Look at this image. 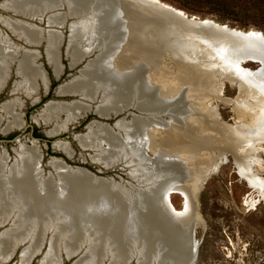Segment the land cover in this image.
Here are the masks:
<instances>
[{
	"label": "bare ground",
	"instance_id": "6f19581e",
	"mask_svg": "<svg viewBox=\"0 0 264 264\" xmlns=\"http://www.w3.org/2000/svg\"><path fill=\"white\" fill-rule=\"evenodd\" d=\"M40 1L0 3V10L6 13L0 16V22L8 31L0 30V87L7 84L13 70L26 79L28 87H33L37 78L44 79L35 66L38 61L34 62L39 54L37 48L43 45L56 73L61 72L62 30L70 22L66 24V17L73 19L68 25L71 38L67 53L71 67L86 62L80 69L85 74L61 85L60 91L82 96L78 101L54 102L52 115L45 119L51 121L49 117L61 112L66 119L81 117L88 112V103L100 95L108 100L103 110L93 109L101 117L135 109L138 112L131 113L130 121L140 119L129 125L118 124L125 131L124 137L113 127L103 128L102 123L94 122L90 135L83 136L82 142L93 149L94 162L104 170L120 167L110 163L115 164L122 152L131 156L136 153L133 157L144 160V165L140 163L137 169L142 175L134 173V184L123 180L118 184L124 187L118 189L112 187L115 180L55 158L51 159L53 169L42 170L43 154L35 146L23 145L12 163L0 152V263L6 264L19 251L16 264H27L36 254L41 256L40 264H64L67 255L72 256V264H193L197 251L195 231L204 223L199 212V192L215 168L213 160L217 156L231 151L241 173L264 199V180L252 164L251 152L257 140L251 138L253 128L227 125L219 119L217 107L208 101L210 95L221 97L218 76L222 75L252 99L246 105L241 97L244 103L237 112L243 122L257 108H264V35L190 18L158 0H112V8L86 11L93 18L85 10L71 9L76 13L68 17L69 11H63L66 7L52 9L38 4ZM40 26L53 28L48 42L51 46L47 47V32ZM168 55L178 66L175 73L163 67ZM248 61L260 63L252 69L245 65ZM91 62L90 71L83 70ZM155 70L160 71L158 81L150 77ZM131 78L139 85L143 99L157 96L154 101H158L159 109L170 111L150 121L143 115L156 106L148 100L137 103V107L112 105L117 98L131 104ZM40 87L48 88L39 83L36 92ZM19 89L13 94H18ZM150 89L158 93L148 96ZM30 96L34 101L39 99L36 93ZM16 105L13 97L1 109L0 121L8 117L3 133L22 122ZM77 120L76 117L69 124ZM256 128L261 129L259 124ZM133 138L143 144L132 142ZM146 150L154 153V159ZM129 189L134 192L128 193ZM173 193L184 197V209L174 207ZM92 233L97 244L91 241ZM75 247L77 252L73 253ZM87 250L90 252L86 254Z\"/></svg>",
	"mask_w": 264,
	"mask_h": 264
},
{
	"label": "rangeland",
	"instance_id": "374dc122",
	"mask_svg": "<svg viewBox=\"0 0 264 264\" xmlns=\"http://www.w3.org/2000/svg\"><path fill=\"white\" fill-rule=\"evenodd\" d=\"M2 1L3 0H0V3ZM158 1L182 11L190 18L212 20L215 23L230 28H236L243 31L255 30L264 35V0ZM4 14L6 15V13L0 10V16L2 17ZM2 23L4 22L2 21ZM43 27L41 28L44 32H47L48 47L51 46L48 42L51 40L49 34H51L50 31L53 30V28L51 26ZM0 30H5L8 33L7 29L1 25V22ZM62 31L60 62L63 70L61 72H58V74L56 73L55 66L48 60L45 54V46L43 45L41 48L40 46L37 48V50H39V54L37 55L39 56L37 57L36 55L34 62L38 61L35 63V66L39 69V74H44V79L41 77L37 78L38 81H33L35 88L34 86H30V89V87L27 86L29 83L26 82V79L16 74L15 70H13L12 75H10L7 84L4 85L2 83L4 86L0 87V116H2L3 111L1 109L3 108V105L14 97V99L16 98L17 104L15 110L22 116V122L6 133H3L2 129L5 128L4 126L8 121V117L3 118L4 121H0V152L4 153L8 158V161L12 163L15 161L16 157L18 158V150L23 145L27 147L35 146L37 147L38 152L43 154V157L41 156L42 159L40 165L42 170L46 172L50 171L51 168L53 169L51 162L53 161V158H55V161L57 162L65 161L71 166L86 168L95 175L115 180L116 184L114 183L112 187H117L118 189H121L120 186L124 187L123 184H118L123 180H126L127 182L131 181L134 184L135 181L133 178H135L138 173L139 175H142L137 169L141 166L140 163H143L144 160L137 157V155L136 157H133L136 153L131 156L129 153L122 152L118 155L119 158L118 161H115V164L110 163L114 166L120 165V167L115 166L111 169L104 170L98 163L94 162L92 157L95 152L91 147L84 146L82 138H84L83 136L86 138L90 135L89 130L94 122L102 123L100 126L103 128L105 125H109L124 137L125 131L120 129L118 124L129 125L130 123L136 122V120L140 119L139 117L132 121H130V119L133 117L131 113H137V110L130 108V111L123 112L117 116L101 117L96 114L93 109L103 110L102 108L106 106L108 100H103V95H100L97 99L94 98L92 103H88L90 104L86 107V111L88 112L82 111V113H85L81 117H79L80 115H77L71 118H74L75 120L77 117L78 120L74 123L69 124L74 120L71 121L70 118L66 119V115L62 112L59 113L60 115L57 114L54 117H49L51 121L45 119L47 115H52L51 106L54 102H59L60 104L64 101H78L79 97L82 95L79 94L78 96V94L73 92L68 93L66 91H60V86L68 83L69 80L74 77H76L74 78V80H76L80 75L85 74L83 70L90 71L93 63H89L86 66V69H83V72L81 73L80 69H82L86 62L78 63L74 67H71V61L67 54L69 35L68 26ZM1 38L5 39V37ZM58 43L59 41L56 43L57 45L55 44L54 46L57 47ZM52 55L53 54H50V56ZM22 56L23 54H21V57ZM72 59H75L74 55L72 56ZM128 60V62H132L130 56ZM163 63V67L167 72H177L178 66H174L173 60L169 55L165 57ZM245 65L255 69L259 66V63L248 61ZM15 67L17 69L18 65H15ZM57 68L58 67H56V69ZM159 73V70H155V73L150 77L158 81V79L161 78ZM218 78L221 82L222 88L221 97L210 95L208 101L217 107L220 117L219 119L224 121L227 125L231 127L244 126L242 129H247L249 126L253 128L254 131L251 132V138L257 140H255V149L251 152V157L253 158L252 161H254L252 164L255 172L258 173L260 177L262 176L261 178L264 180V128L262 129V126L264 127V108H257L255 112L251 113V118L249 117L246 123L243 122L239 117L238 112L242 109L241 105L244 101V104L247 105L252 99L246 96L242 90H238L240 89V86L234 81L232 82L222 75H219ZM95 81H97V79ZM39 83L48 86L47 90L40 87L39 92H36ZM130 83L133 84L131 104H125V101L122 103V101H120L121 99L117 98L112 105L121 103L122 107H137V103L140 102L141 104L143 100H145L142 98V93L138 90L139 85L134 83V79L131 78ZM16 86L20 88L18 92L19 95L17 93L13 94L14 92H17L15 89H18V87ZM158 88L160 90V87ZM34 93L38 95V101H34V99L31 98L30 95ZM151 93L155 95L158 92L153 89L147 91L148 96ZM151 98L152 97L148 99L146 98V100L152 102L156 107L148 110V114L143 115L145 120L148 119L150 121L151 119H155L151 117L157 118L161 113L170 111V109L167 111L159 109L158 101H154L158 98L157 96L152 98V100ZM170 108H173V106ZM261 115H263V118H261ZM162 118L166 120L170 119L164 115H162ZM64 121H67V123L63 125ZM258 124L261 129L256 128ZM152 126H154L153 123ZM159 127L162 128V126ZM159 131H161V129H159ZM131 141H137L139 144H143L141 141H138V139L135 140L133 138ZM103 144L105 146L107 145L105 141ZM100 149L105 150L103 147H100ZM146 154L154 159V153H152V151L146 150ZM213 161H216L217 164L202 183L198 197L199 212L204 219V223L201 225L199 224L195 231L197 251L193 264H264V199L261 196L259 189L256 188V186L251 185L246 176L241 173L235 155L231 151H226L225 154L217 156ZM48 163L50 165L45 167V164ZM142 165H144V163ZM128 173H130L131 176ZM134 173L136 175H134ZM132 191L134 192L133 189H129L128 193ZM171 201L176 209H184V197L180 193H173ZM1 230H3L2 225H0V232H2ZM90 236L92 238L91 241L94 242V244H97L96 235L92 233ZM82 237L83 236H81L79 241L82 240ZM77 248L78 247H75L71 251L73 253L77 252ZM17 252L8 259L7 264L18 263L19 251ZM89 252L90 251L87 250L86 254ZM66 257L67 259L64 260V264H72V256L70 255L69 257V255H67ZM40 260L41 256L36 254L27 264H40Z\"/></svg>",
	"mask_w": 264,
	"mask_h": 264
},
{
	"label": "water",
	"instance_id": "95a60500",
	"mask_svg": "<svg viewBox=\"0 0 264 264\" xmlns=\"http://www.w3.org/2000/svg\"><path fill=\"white\" fill-rule=\"evenodd\" d=\"M38 4H43L46 7L48 6L52 9H53V7H57L59 10H62L63 7H66V9L65 8L63 9V11H65V10L69 11L71 9L72 11L73 10H76V11L85 10V12L86 11L88 12V11L99 9V8L106 10L107 8H112V5L115 3H113L112 0H42ZM73 13H76V12L74 11L71 13L69 11L68 17H70L69 14H73ZM87 15H88V13H87ZM88 16H91L90 18L94 17V16L92 17V15H90V14ZM72 20L73 19H67V17H66V20H65L66 24L68 23V21L72 22ZM93 20L94 19H91V21H93ZM70 22L67 24V26L70 24ZM86 22H89V19H87ZM68 28H69V26H68ZM70 35H71V30L69 28L68 45H69V40L71 38ZM67 49H68V47H67ZM257 63H260V62H257ZM24 127H25V125H24ZM22 129H24V128H22ZM0 264H5V263H0Z\"/></svg>",
	"mask_w": 264,
	"mask_h": 264
}]
</instances>
